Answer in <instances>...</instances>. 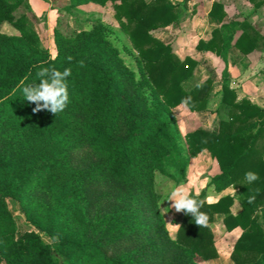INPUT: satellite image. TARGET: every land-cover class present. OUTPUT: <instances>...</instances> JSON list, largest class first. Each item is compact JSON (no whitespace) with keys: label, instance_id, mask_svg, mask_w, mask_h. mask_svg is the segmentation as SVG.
Masks as SVG:
<instances>
[{"label":"trees","instance_id":"trees-1","mask_svg":"<svg viewBox=\"0 0 264 264\" xmlns=\"http://www.w3.org/2000/svg\"><path fill=\"white\" fill-rule=\"evenodd\" d=\"M66 1L68 9L111 2L136 52L137 70L124 61L100 19L72 34L55 27L52 56L34 27L32 20L39 18L29 2L0 0V263L199 264L197 257L218 256L209 223L221 217L227 231L241 229L230 254L233 262L264 264V108L238 97L229 83L228 60L232 48L247 55L264 47V30H256L248 17L226 20L224 4L212 3L209 14L219 24L195 49L215 53L223 62L217 124L187 132L183 145L174 108L183 104L205 111L214 86L213 76L189 86L199 61L181 59L155 34L182 20L184 2ZM249 1L255 8L264 4ZM21 6L26 11L16 16ZM5 23L17 33L2 32ZM42 67L71 69L69 103L56 116L47 110L33 113L35 105L21 91L38 82ZM203 150L219 168L198 194L207 226H197L182 212L172 237L159 207L156 171L184 183L191 159ZM248 171L259 179L248 183ZM229 187L240 197L235 214L234 194L206 201L208 188L220 193ZM7 197L57 244L44 242L35 230L17 236Z\"/></svg>","mask_w":264,"mask_h":264},{"label":"rangeland","instance_id":"rangeland-1","mask_svg":"<svg viewBox=\"0 0 264 264\" xmlns=\"http://www.w3.org/2000/svg\"><path fill=\"white\" fill-rule=\"evenodd\" d=\"M44 1L47 8L46 10L42 11H37L35 9V6L31 5L30 3L29 4L31 6L32 13L37 18H39V21L32 20L34 21V27L38 32L43 45L50 51L52 56L56 55V47L53 37V31L55 27H58L64 34H72L79 30L90 28L92 20L100 19L107 27L108 38L119 48L120 55L123 57L124 61L131 68L137 70L135 60L136 52L132 48L128 36L122 31L117 20L114 18V9L111 2H107V4H105L104 6L95 3H87L75 8L68 9L66 7V0ZM195 1L196 3L194 4L198 5L194 6L195 11H198L199 7L201 9L200 12L203 11V5H199V0ZM194 4L192 3V6L190 7H193ZM49 7L55 10L54 16H49L47 14V10ZM24 11H26L25 8L21 6L20 9H17L15 11V15L18 16ZM195 11L192 14H184L182 20L177 25L174 24L166 30V33L159 34L162 37H165V39L171 43L175 53L176 50L178 51V56L180 54L182 55L179 56L181 59H184L185 56L182 54L184 52H182L181 48L179 49L180 43H182V47L186 49V53H191V55L193 54L195 55V57H199V64L195 69L194 78L189 86H191L196 81L207 78L208 76H213L214 79L213 90L209 96L208 107L205 111L194 112L190 111L185 106H178L174 108V112L177 117V125L181 133V143L183 145H186L185 134L187 132L198 127L206 129L216 128V111L220 101V72L223 68V62L221 58L215 53L208 52L206 54H202L201 56H197L196 50L193 49L195 44L198 42L199 37L203 34H207L209 30L213 28L212 24H207L204 32L202 28L196 27L198 24L197 19L200 16L197 17V14L194 15ZM238 18L242 19V16ZM258 29H260V27ZM1 31L7 34L17 33V30L9 23L3 24L1 27ZM201 31H203L204 33ZM234 49L235 48H232L233 51L229 56L232 63V66H230V74H232L235 81H237V88L242 89L239 92V95H241V97L249 98L250 100L264 108V75H262L264 72L263 56L257 55V61H254L247 57L241 59V56H238L237 51H235ZM247 70H250L253 73L251 76H249V78L247 77ZM241 83H245L244 86L240 85ZM254 84H256L257 86L256 90L252 87V85ZM238 85H240V87ZM166 168L169 171H173V168L170 166H167ZM218 171L219 168L216 161L211 158L209 152L206 150L201 151L196 157L191 159L187 170V181L184 183L177 184L166 174L160 171H156L155 189L159 194V207L160 210L161 208H165L164 211H169L166 214H163L166 220L167 228L168 222L178 223L182 217V212H176L174 208H171L170 202L165 201L168 192L176 185H184L190 193L197 195L203 188H205L209 177ZM212 191L213 190L211 188L207 189L206 201L208 202H211L209 200L212 199ZM231 193H234L235 196V202L231 207L232 212L235 214L241 210L240 197L239 193L237 192V188H231ZM6 203L15 219L17 236H19L26 230H35L39 232L44 242L52 246L57 244L56 239L40 231L34 224L26 220L25 214L16 199L7 197ZM260 222L264 227V220L260 218ZM209 225L214 235V242L218 250V256L217 258L210 260H204L201 257H197L198 263L235 264L231 259L230 254L233 248V244L238 238L237 235H235L234 233L231 234L233 230L227 231L225 229L221 217L215 218V220L210 222ZM238 231L239 233H241V229ZM169 233L172 237H174L176 232L173 233L169 231ZM54 256L59 261L65 263L63 256L59 253L55 252Z\"/></svg>","mask_w":264,"mask_h":264},{"label":"clouds","instance_id":"clouds-1","mask_svg":"<svg viewBox=\"0 0 264 264\" xmlns=\"http://www.w3.org/2000/svg\"><path fill=\"white\" fill-rule=\"evenodd\" d=\"M37 76L38 82L26 84L21 89L24 99L35 105L32 109L33 113L47 110L56 116L63 112L69 103L68 78L71 76V69L60 70L56 67H42ZM258 179V174L253 171L245 173V180L248 183H253ZM252 200L254 197L249 198L250 203ZM165 201H169L171 208H174L176 212L190 215L197 226H207L208 216L201 211L203 202L198 199V194H191L184 185L174 186L168 192ZM164 209L161 208L163 214L169 212ZM180 227L181 225L178 223L168 222L170 232L175 233Z\"/></svg>","mask_w":264,"mask_h":264},{"label":"crops","instance_id":"crops-1","mask_svg":"<svg viewBox=\"0 0 264 264\" xmlns=\"http://www.w3.org/2000/svg\"><path fill=\"white\" fill-rule=\"evenodd\" d=\"M29 3L33 6H35L36 10L37 11H42V10H46V3L44 0H28ZM172 2H184V6L186 8V13H189V14H192L194 13L195 11V5L194 3H196L195 0H171ZM214 1H221L223 4H224V10L226 12V16H225V19L228 20L230 18H233V19H237V20H241L240 18L238 17H241L242 16V19L244 17H248L250 23L255 27L256 30H258L259 32H263L264 30V4H262L261 6H259L258 8H255L254 4L252 2H250L249 0H199V5L201 4V6L203 5V11L200 12V7L198 9V11H195V14L194 15H198L197 17H199L197 20H198V24L196 27L198 28H202L203 31L205 32V27L208 25H213V28L209 30V32L207 34H203L202 36L199 37V39H204V40H207L210 36H211V31L218 26V21L215 17H212L210 14H209V10L211 8V5ZM192 3L194 4L193 7H190L192 6ZM49 6V5H47ZM198 6V5H196ZM47 14L49 16H54V9H52L51 7L48 8L47 10ZM179 23V22H178ZM178 23H175V25H177ZM174 24L170 25V26H167L165 28H161V29H158L155 31V34L157 35V37H159L161 40L165 41V42H169L165 39V37H162L161 35L159 34H164L166 33V30L173 26ZM260 27V29H258ZM201 31V32H203ZM203 32V33H204ZM197 44V43H196ZM195 44V45H196ZM181 48L182 53L184 56L188 55V56H191L193 58H195L196 60H199V57H195V55H191V53H186V49L184 47H182V43H180L179 45V49ZM194 50L195 49V46L193 47ZM235 51H237V54L238 56H241L240 58H249V59H252L254 61H257V55H261L263 56L264 58V47H262L261 49H257V50H254L253 52H251L250 54H247V55H243L241 53L238 52V50L235 48L234 49ZM233 50L231 49L229 51V54H228V60H229V71L231 70L230 69V66H232V63L230 61V54ZM178 51L176 50V54ZM258 52V53H257ZM208 53V52H207ZM196 54L197 56H201L202 54H206V53H203L201 51H198L196 50ZM179 56H182L181 54ZM253 73L250 71V70H247V77L249 78V76H251ZM264 75V72L263 74ZM204 80V79H203ZM240 80V79H238ZM202 81V79L200 80ZM263 81V79H262ZM229 83L232 87H235L236 91H237V94H238V97L240 98L241 95H239V92L242 90L241 88H237V81H235V79L233 78V75L230 74V80H229ZM245 83H241L240 85L244 86ZM248 84V83H247ZM240 85H238L240 87ZM252 87L256 90L257 89V86L256 84L252 85ZM263 90V89H262ZM245 96V95H244ZM179 106H185L183 104L179 105ZM186 107V106H185ZM187 108V107H186ZM231 188L233 187H229L225 190H223L222 192L220 193H216L214 191L213 192V195L211 196L212 199L209 200V201H216L220 196L222 195H225V194H234V193H231ZM240 228L237 227L235 229H233V231L231 232V234H235L238 235L240 234L239 231ZM0 264H4L3 262H1Z\"/></svg>","mask_w":264,"mask_h":264}]
</instances>
